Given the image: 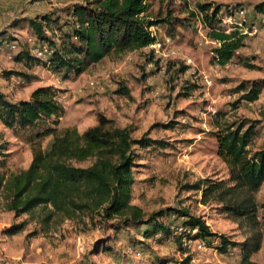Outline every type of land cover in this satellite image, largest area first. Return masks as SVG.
I'll use <instances>...</instances> for the list:
<instances>
[{
    "label": "rangeland",
    "instance_id": "rangeland-1",
    "mask_svg": "<svg viewBox=\"0 0 264 264\" xmlns=\"http://www.w3.org/2000/svg\"><path fill=\"white\" fill-rule=\"evenodd\" d=\"M198 1L221 4V20L216 26L226 32L238 30L244 36V45L226 65L220 66L212 59V50L218 44L209 38V27L203 15L198 14L199 20L194 18L188 27L177 24L174 37L166 35L165 24L154 26L161 43L159 49L150 45L111 54L85 72L64 79L42 66L27 67L15 56L29 51L27 38L34 35L26 18L52 14L63 20L65 8L84 0H0V31L6 38L0 45V92L16 102L29 98L38 86L48 84L59 89V99L65 107L59 130L73 126L80 132L94 125L96 115L102 113L118 126L131 127L135 138L146 133L163 140L167 144L164 148L138 150L131 202L146 214L165 207L187 208L202 217L212 232L240 242L245 234L238 224L217 204L200 203V193L184 186L205 178H228L227 165L216 153L214 134L218 125H253L248 149L254 152L264 146V14L253 8L262 0ZM234 5L245 10V22H225L230 16L226 8ZM191 10L198 12L195 0H151L147 14L151 19L162 18L167 12L184 18ZM14 20L18 21L16 25ZM47 34L57 39L59 31ZM12 41L16 43L14 50L6 46ZM244 57L251 68L241 64ZM181 66H186V71L180 72ZM3 71L11 74L4 77ZM21 73L34 78L27 83ZM254 80L262 82L261 92L256 101L248 102L242 99L244 87ZM91 81L95 84L90 85ZM121 85L127 87L129 95L118 93ZM25 135L13 133L0 122V160L4 162L0 172L28 167L32 154ZM50 139L51 136L42 139V147ZM255 200L259 206L264 204V183ZM1 204L0 199V264H179L185 255L190 256V264H236L241 259L238 247L228 246L227 251L220 252L216 248L218 240H191L186 246L182 244L184 252L171 237H143L146 225L126 227L117 218L103 221L97 215L94 219L98 224L85 231L82 224L74 227L68 221L52 224L45 231L38 222L37 209L16 217L2 210ZM257 215L263 239L251 260L264 264L263 207H259ZM160 220L173 226L181 221L172 214ZM19 224H24L21 231L9 233L12 226ZM108 246V253L94 251Z\"/></svg>",
    "mask_w": 264,
    "mask_h": 264
},
{
    "label": "trees",
    "instance_id": "trees-1",
    "mask_svg": "<svg viewBox=\"0 0 264 264\" xmlns=\"http://www.w3.org/2000/svg\"><path fill=\"white\" fill-rule=\"evenodd\" d=\"M196 1L198 12L191 10L188 16L178 18L170 12L159 19H151L148 10L151 0H84L64 9L65 18L43 14L34 18H24L32 33L45 40L53 52L47 60L38 59L28 51H20L15 56L27 67L42 66L46 70L66 79L69 75H79L103 58L126 51H136L148 47L156 41L150 27L165 24L168 37H174L176 25L188 27L198 14L203 15L204 24L209 27L208 36L218 42L213 48L214 62L220 66L230 62L236 51L244 45V36L238 30L226 32L216 26L221 20V4ZM232 10L226 8L228 15ZM264 14V0L253 6ZM230 9V11H229ZM18 21L14 20L16 25ZM59 31L56 38L49 36ZM5 32L0 31V45ZM153 51L151 52V56ZM248 58L241 64L251 68ZM157 64V62H155ZM186 66L179 68L186 71ZM11 72L3 71L4 77ZM29 83L34 76L19 74ZM262 82L254 80L244 87L242 99L254 102L261 92ZM118 93L129 95L126 86L121 85ZM65 107L59 99V89L54 86H38L29 98L16 102L7 99L0 92V122L13 133H25L30 144L32 158L27 168L16 172L1 170V209L14 216L29 214L38 210V222L45 231L52 224L68 221L74 227L82 224V231L95 227L100 220L117 218L126 227L146 225L143 237L160 234L172 238L179 249L185 252L183 240H218L216 248L225 252L228 246L238 247L241 259L236 264H256L251 260L261 247L263 232L259 226L258 209L264 208L255 200V194L264 183V146L250 152L248 145L254 134L253 125H218L215 132L216 153L227 165V179L205 178L184 188L200 193L202 204L215 203L219 210L238 224L245 234L243 241L234 242L223 234L214 233L204 219L192 214L187 208L165 207L146 214L131 202L132 187L135 183L133 168L139 157L138 150L150 147L164 148L166 143L149 137L146 133L133 137L129 126H118L113 119L102 113L96 115V123L79 132L75 127L58 129ZM51 136L42 147L41 140ZM3 148L0 146V156ZM4 162L0 160V169ZM172 214L181 220L186 230L178 231L177 226L160 220ZM87 219V220H86ZM88 221V222H87ZM24 224L14 225L9 233L23 229ZM85 229V230H84ZM189 230V231H187ZM195 230V232H193ZM81 231V230H80ZM110 246L95 252L108 253ZM190 256L179 264H190Z\"/></svg>",
    "mask_w": 264,
    "mask_h": 264
},
{
    "label": "built area",
    "instance_id": "built-area-1",
    "mask_svg": "<svg viewBox=\"0 0 264 264\" xmlns=\"http://www.w3.org/2000/svg\"><path fill=\"white\" fill-rule=\"evenodd\" d=\"M232 10V7H229ZM244 13L245 10L242 8H237L233 10V13L228 16L225 20V22H229V23H234V24H241L243 22H245V17H244ZM150 32L151 35L156 39V41L154 42V44L151 45V47L155 48V49H159L161 48V43L157 40L156 36H155V29L154 26L150 27ZM213 43L218 44V42L212 40ZM27 43L29 46V53L30 55L41 59V60H47L53 50L51 48V46L45 41L42 40L40 38H38L36 35H31L27 38ZM6 46L10 49H15L16 48V43L15 41H12L11 43H7ZM95 82L91 81L90 85H94ZM177 229L178 231H185L186 229L182 226V225H177ZM189 231V230H187ZM193 232H195V230H193ZM191 242V240H183V244L186 246ZM199 247H201V244H198Z\"/></svg>",
    "mask_w": 264,
    "mask_h": 264
},
{
    "label": "crops",
    "instance_id": "crops-1",
    "mask_svg": "<svg viewBox=\"0 0 264 264\" xmlns=\"http://www.w3.org/2000/svg\"><path fill=\"white\" fill-rule=\"evenodd\" d=\"M257 17V16H256ZM262 18V17H261ZM258 19V18H257ZM48 85V84H47ZM42 86H44V85H42ZM85 130V129H84ZM83 131V130H82ZM82 131H80V132H82Z\"/></svg>",
    "mask_w": 264,
    "mask_h": 264
}]
</instances>
